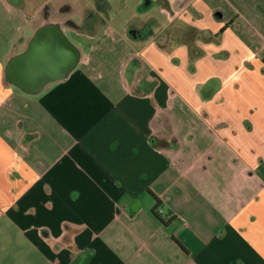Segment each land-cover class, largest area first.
Instances as JSON below:
<instances>
[{
	"label": "crops",
	"instance_id": "obj_1",
	"mask_svg": "<svg viewBox=\"0 0 264 264\" xmlns=\"http://www.w3.org/2000/svg\"><path fill=\"white\" fill-rule=\"evenodd\" d=\"M77 1L0 0V264H264V0ZM49 25L80 59L27 94Z\"/></svg>",
	"mask_w": 264,
	"mask_h": 264
},
{
	"label": "water",
	"instance_id": "obj_2",
	"mask_svg": "<svg viewBox=\"0 0 264 264\" xmlns=\"http://www.w3.org/2000/svg\"><path fill=\"white\" fill-rule=\"evenodd\" d=\"M79 50L55 25L41 27L27 49L6 66L8 82L27 94L66 78L78 65Z\"/></svg>",
	"mask_w": 264,
	"mask_h": 264
},
{
	"label": "rangeland",
	"instance_id": "obj_3",
	"mask_svg": "<svg viewBox=\"0 0 264 264\" xmlns=\"http://www.w3.org/2000/svg\"><path fill=\"white\" fill-rule=\"evenodd\" d=\"M57 1H59V2H61V1H63V0H57ZM56 0H55V2H57ZM69 2H72V3H74L75 5H79L80 4V1H77V0H68ZM101 1H103L104 3L102 4L103 6H105V5H109V2H108V0H100V2ZM99 0L97 1V0H88V4H91V6L94 8L95 7V4H98L99 5ZM106 2V3H105ZM112 3H113V7H118L119 9H122L123 11H121V16L123 17V18H125L126 17V15L124 14V12H126V9H127V4L126 3H129V1L128 2H126L125 0H112ZM57 5H59V3L57 2ZM123 7H125V8H123ZM54 10L56 9V7L55 8H53ZM62 10H66V8H62ZM105 12V11H104ZM54 16L55 17H57V13H55L54 14ZM108 17V16H107ZM110 17H108V19H109ZM80 19V18H79ZM120 19H121V17H120ZM78 20V19H77ZM69 37H70V39L72 40V41H75V40H73V38H72V36L71 35H68ZM135 60H136V58H135ZM134 60V64H132V61L128 64V63H126V62H124L123 64H122V66H121V70H124V71H136V72H144V70H143V66L141 65V64H139L137 61H135ZM105 70L106 71H111L112 69H111V67H110V65H108L107 67H105ZM140 82H141V80H140Z\"/></svg>",
	"mask_w": 264,
	"mask_h": 264
},
{
	"label": "trees",
	"instance_id": "obj_4",
	"mask_svg": "<svg viewBox=\"0 0 264 264\" xmlns=\"http://www.w3.org/2000/svg\"><path fill=\"white\" fill-rule=\"evenodd\" d=\"M149 193L152 195L153 199L156 201V207L152 210V215L159 220L161 223H164V220L162 219V217L157 213L158 208L160 207V200L151 192L149 191Z\"/></svg>",
	"mask_w": 264,
	"mask_h": 264
}]
</instances>
